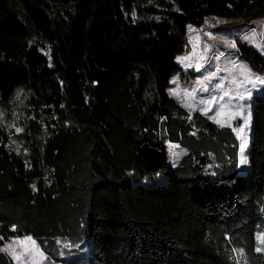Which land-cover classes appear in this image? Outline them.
I'll list each match as a JSON object with an SVG mask.
<instances>
[{"label": "trees", "instance_id": "trees-1", "mask_svg": "<svg viewBox=\"0 0 264 264\" xmlns=\"http://www.w3.org/2000/svg\"><path fill=\"white\" fill-rule=\"evenodd\" d=\"M15 1L0 0V110L25 116L19 133L0 117V264H15L3 245L25 236L54 264H264V93L239 174L233 126L169 92L174 75H198L177 62L188 25L261 18L264 0ZM236 46L264 74V55ZM100 141L105 174L93 165ZM169 142L184 150L175 165ZM129 143L135 158L116 180L114 145ZM144 143L165 155L160 169H147Z\"/></svg>", "mask_w": 264, "mask_h": 264}, {"label": "rangeland", "instance_id": "rangeland-1", "mask_svg": "<svg viewBox=\"0 0 264 264\" xmlns=\"http://www.w3.org/2000/svg\"><path fill=\"white\" fill-rule=\"evenodd\" d=\"M9 1L12 5L20 6L15 0ZM187 31L189 51L180 54L177 62L184 69L195 68L198 75L191 80L180 74L174 75L169 92L188 110H198L218 124L233 126L240 143L239 174H243L248 169V162L240 164L241 144H244L243 156L248 161L252 137V97L257 93H264V74L253 71L237 55L236 42L237 40L246 41L264 55V17L209 15L202 26L190 24ZM37 41L39 43V39L34 37L30 43H37ZM45 47L42 51L48 53L47 42ZM254 84L255 87H253ZM249 90H251V99L248 97ZM238 93L243 94L245 99L240 100ZM249 105H251L250 108ZM20 107V104L13 105L10 113L5 108L0 110L1 120L10 133H19L23 129L20 123L25 116V111ZM236 121L239 122L237 125H235ZM168 145L169 162L175 165L184 150L171 142ZM12 146L18 149L15 142ZM135 150L132 143L126 147L114 145L116 161L113 169L116 180L123 178L125 168L135 158ZM109 155V149L100 141L92 155L94 168L99 174H105L107 171ZM259 237L264 238V235L261 234ZM259 241L261 242V239ZM59 242L62 260H64L68 253V241L60 240ZM3 249L12 256L15 264H54L47 260L46 253L38 241L31 236L11 237L3 245ZM257 249H260L259 252H264L261 251L260 243Z\"/></svg>", "mask_w": 264, "mask_h": 264}, {"label": "water", "instance_id": "water-1", "mask_svg": "<svg viewBox=\"0 0 264 264\" xmlns=\"http://www.w3.org/2000/svg\"><path fill=\"white\" fill-rule=\"evenodd\" d=\"M102 24L107 25L108 22H103ZM142 150L146 156V167L148 170H158L163 166L166 157L160 149L148 143H144L142 145ZM204 161L205 157H202V162Z\"/></svg>", "mask_w": 264, "mask_h": 264}, {"label": "snow or ice", "instance_id": "snow-or-ice-1", "mask_svg": "<svg viewBox=\"0 0 264 264\" xmlns=\"http://www.w3.org/2000/svg\"><path fill=\"white\" fill-rule=\"evenodd\" d=\"M231 46H234V45H231ZM253 87H255V84L253 85ZM225 95H227V93H225ZM237 95H238V97H239L240 100H244L245 99V96L243 94H239L238 93ZM248 97H249V99H251V90H249V92H248ZM202 103H203V101H202ZM241 107H243V106H241ZM250 107H251V105H249V108ZM249 115H250V113H249ZM245 123L246 124L248 123L247 118L245 119ZM243 151H244V144L242 143L241 144V159H240V164H246L248 162L247 159L243 156ZM258 239H261V242L264 243V238L258 237ZM257 250L259 251L260 249H257Z\"/></svg>", "mask_w": 264, "mask_h": 264}, {"label": "crops", "instance_id": "crops-1", "mask_svg": "<svg viewBox=\"0 0 264 264\" xmlns=\"http://www.w3.org/2000/svg\"><path fill=\"white\" fill-rule=\"evenodd\" d=\"M239 149H240V148H239ZM246 171H247V170H246ZM246 171H245V172H246ZM245 172H244V173H245Z\"/></svg>", "mask_w": 264, "mask_h": 264}]
</instances>
